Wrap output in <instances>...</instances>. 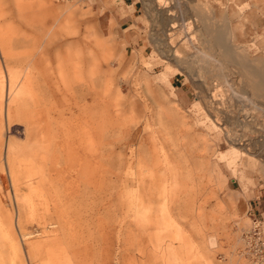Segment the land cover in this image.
<instances>
[{
  "label": "rangeland",
  "instance_id": "obj_1",
  "mask_svg": "<svg viewBox=\"0 0 264 264\" xmlns=\"http://www.w3.org/2000/svg\"><path fill=\"white\" fill-rule=\"evenodd\" d=\"M33 1L0 0L21 65L39 35L18 8ZM52 1L79 10L54 40L73 42L63 59L78 68L67 83L80 106L67 102L66 127L51 114L47 133L38 101L52 103L50 89L30 71L7 121L0 57V264H251L264 110L236 117L238 97L264 105V0H140L126 30L117 0Z\"/></svg>",
  "mask_w": 264,
  "mask_h": 264
},
{
  "label": "bare ground",
  "instance_id": "obj_2",
  "mask_svg": "<svg viewBox=\"0 0 264 264\" xmlns=\"http://www.w3.org/2000/svg\"><path fill=\"white\" fill-rule=\"evenodd\" d=\"M18 5V4H17ZM35 6L37 7L36 10V14L39 17L40 20H42V22L46 23L47 17H51L52 20L54 21L53 24L56 25V27L60 28L62 27V25H64L67 19V15H65V13L63 14V11L61 12H57L54 9V6L50 5L46 0H36L35 2ZM20 9V7L18 8ZM60 10V9H58ZM1 12V11H0ZM169 15V14H168ZM30 21V20H29ZM182 21V20H181ZM35 22V21H34ZM187 22V21H186ZM31 23V22H30ZM171 24V23H170ZM176 24V23H175ZM175 24L173 23V25L175 26ZM191 24V23H189ZM222 24V23H221ZM45 25V24H44ZM177 25V24H176ZM188 25V24H187ZM166 26V25H165ZM173 26V27H174ZM191 26V25H190ZM46 27V26H45ZM68 27V26H67ZM186 28V27H185ZM56 29V28H55ZM173 29V28H172ZM215 29V28H214ZM167 31V30H166ZM169 31V30H168ZM170 31H172L170 29ZM211 31V30H210ZM188 32V31H187ZM184 33V32H183ZM169 34V33H168ZM186 34V32H185ZM216 35V34H215ZM204 36V35H203ZM217 36V35H216ZM186 37V36H185ZM205 38V37H204ZM189 39V38H188ZM220 40V39H219ZM188 41V40H187ZM190 41V40H189ZM170 43V42H169ZM190 43V42H189ZM195 47H198L197 45ZM201 47V46H200ZM199 47V48H200ZM226 48V47H225ZM199 50V49H197ZM203 50V49H202ZM170 51V50H169ZM202 53V52H201ZM206 53H211V52H206ZM211 55V54H210ZM176 56V54H175ZM174 56V57H175ZM178 56V55H177ZM193 56V55H192ZM207 56V55H206ZM209 56V55H208ZM0 57L3 58V60L8 57L10 58L9 60L7 59V63L5 64V70H6V74H7V79H8V86H7V106H6V120L8 121L13 113V109H15L13 106V103H15V101L21 99V97H26L25 96V82L23 81L26 73H28V68L29 66H22L19 63H17L16 58H13L14 55L11 54L10 52V43H9V38L7 36H5L3 33L0 32ZM179 58V57H177ZM188 60L190 57H187ZM211 58V57H210ZM209 58V59H210ZM213 58V57H212ZM215 59V58H214ZM232 59V57H231ZM32 62L31 67L35 68L38 70L39 75L42 77V79L44 80L45 84L48 86V88L50 89L49 93L52 97V103H43L42 99H40L38 101L39 106H42V110H43V115L45 117V129L46 132L49 133V130L52 127V121H51V114L56 115L57 117L54 120V124L58 127L59 125L64 126V122L62 121L63 115L64 113L68 110V106L70 105H74V107H76V109H79V101L80 100H76V99H72V102L69 103L68 100H70V98L68 99V96L71 95L72 96V92H73V87H72V83H67V80L71 78V76H75L76 74V69L77 68L75 65L72 66L70 69L67 68L65 66L64 63V59L63 56L59 53L56 52L53 56V63L49 61L48 56H46L44 53L42 52H36L32 55V58L30 59ZM198 60V59H196ZM211 60V59H210ZM223 61V60H220ZM6 62V61H5ZM189 62V61H188ZM216 62V61H215ZM214 63V62H213ZM218 63V62H216ZM220 63V62H219ZM3 65V64H2ZM27 65V64H26ZM4 67V66H3ZM219 67V65H218ZM193 68V67H192ZM196 69V66L194 67V70ZM203 69V68H202ZM196 71V70H195ZM203 71V70H202ZM25 72V74H24ZM197 72V71H196ZM198 73V72H197ZM200 73V72H199ZM218 73V72H217ZM223 73V72H221ZM224 75V73H223ZM211 77V76H210ZM222 77V76H221ZM202 78V77H200ZM209 78V77H208ZM6 79V80H7ZM228 80V79H227ZM222 81V80H221ZM218 82V81H217ZM44 84V85H45ZM232 84V83H231ZM90 85H92V83H90ZM230 85V84H229ZM233 86V85H232ZM229 88V87H228ZM254 88V87H253ZM239 89V88H238ZM233 91V90H231ZM236 92V90H235ZM251 92V91H250ZM239 94V92H238ZM43 96V95H42ZM45 96V95H44ZM239 96V95H238ZM44 98V97H43ZM46 98V97H45ZM245 98V97H244ZM243 96L242 98L237 99V102L241 105V108L239 109L238 112V117H236L237 120V124L238 122H242V124L244 125V123H246L247 121H249L250 119L245 118L243 119H239L241 117V115H244L245 112L251 110L253 107H261L264 110V105L261 104L260 102H258V100L256 101L253 97L252 98H245L244 99ZM22 100V99H21ZM24 100V99H23ZM92 104L94 103V99H91ZM30 101V100H29ZM22 102V101H21ZM25 102V101H24ZM70 104H68V103ZM19 103V102H18ZM237 103V104H238ZM94 105V104H93ZM20 107V106H19ZM17 107V109L19 108ZM21 108V107H20ZM92 108V106H91ZM28 109V108H27ZM41 109V108H40ZM72 109V108H70ZM16 110V109H15ZM26 110V109H25ZM17 111V110H16ZM18 111H20V109H18ZM22 111L23 108H22ZM20 111V112H22ZM31 111V110H29ZM80 111V110H79ZM28 112V110H26L25 114ZM30 113V112H29ZM19 114V113H17ZM90 114L92 115V119L94 121V110L92 109L90 111ZM21 115V114H20ZM24 115V114H23ZM22 116V115H21ZM26 116V115H25ZM89 116V115H88ZM253 114H250V117L252 118ZM249 117V118H250ZM5 118V117H4ZM23 118V117H21ZM54 118V117H53ZM52 118V119H53ZM27 119H28V115H27ZM90 119V118H89ZM228 121V120H227ZM230 121V119H229ZM245 121V122H243ZM230 123V122H229ZM6 124V123H5ZM41 124H38L37 126H40ZM96 125V124H95ZM249 125V124H247ZM66 127V126H64ZM254 127V126H253ZM256 127V126H255ZM39 128V127H38ZM91 128V127H89ZM258 128V127H256ZM233 129V128H232ZM65 130V129H64ZM243 130V129H242ZM248 131V130H247ZM246 131V132H247ZM260 131V130H259ZM59 133V132H56ZM253 133V132H251ZM257 133V132H256ZM260 138L258 137V140L256 142H253V145L256 146V144L258 143V149H259V153L260 155L263 154L264 155V133L263 130H261L260 132ZM77 134V133H76ZM255 134V133H254ZM66 136V135H65ZM68 136V135H67ZM258 136V134H257ZM8 137V136H7ZM55 139H58L59 136L56 134ZM241 140V139H240ZM252 140V138L250 139ZM7 142V141H6ZM246 142V141H245ZM244 145V144H243ZM6 146V145H4ZM49 146V144H48ZM48 146L45 147V149H48ZM42 148L41 145H36L35 144V148ZM53 148L56 147V149H58L60 152L64 153L65 156V146L63 145V142H59L56 140V142L54 143V145L52 146ZM58 147V148H57ZM207 147V146H206ZM212 147V146H211ZM236 147V146H235ZM43 149V148H42ZM255 149V148H254ZM257 150V149H256ZM253 152V151H252ZM242 153V152H241ZM251 154V153H250ZM56 158H51L50 162L53 163L54 160H56L58 157L55 156ZM61 157V156H60ZM66 159V157L64 158ZM40 160V159H39ZM67 161V160H66ZM58 163V162H57ZM12 167V166H11ZM8 169V167H7ZM64 237V235H63ZM64 240V239H63ZM68 243V242H67ZM69 248V247H68ZM77 255V253H76Z\"/></svg>",
  "mask_w": 264,
  "mask_h": 264
},
{
  "label": "crops",
  "instance_id": "obj_3",
  "mask_svg": "<svg viewBox=\"0 0 264 264\" xmlns=\"http://www.w3.org/2000/svg\"><path fill=\"white\" fill-rule=\"evenodd\" d=\"M46 1L50 5L54 6L55 11H57V12L63 11V14L65 12H66L65 15L68 14L67 19L65 21L66 23L64 25H62L61 29L56 27L55 24H53L54 21L52 20L51 17H47L46 23L42 22V20L39 19V17L36 14V10H37V7L35 6L36 0L33 2H30L28 4L22 5L23 7H20V9L18 11L20 12L19 17L21 19L24 20V19H28V18L30 19L31 18L35 21V22L33 21L34 28H35L36 32L38 31L39 37L35 40L31 54L33 55L36 52H42L46 56H48L49 61L52 62L53 56L56 52H59L62 56L72 55L75 53L73 50L74 45H72V43H73L72 41L67 42V41L60 40V39L58 41H56V40H54V37L59 36L60 34H58V33H62L61 31H65L69 27V24L74 23L75 20L78 19V16H76V15H78L79 10H76L74 8L67 9L64 6L62 8H58L53 3L52 0H46ZM117 3L123 9V14L119 15V17H118L119 25H120V27H122V26L128 24L124 28L126 30L129 27L130 23L133 21V19L136 17L135 14L138 13V11L141 7V1L140 0H117ZM58 9H60V10H58ZM63 45H66V47H65L66 51H62L60 49V47H62ZM76 54H78V53H76ZM13 55H15V54H13ZM31 62L32 61L30 60V62L26 63L27 65L24 64L22 66H29L28 72H30V71L38 72L37 69L31 67V64H30ZM64 63H65V66L67 68H69L66 64L67 62L65 59H64ZM4 69H5V66H4ZM75 69H76V71H78V68H75ZM5 72H6V70H5ZM24 74H25V72H24ZM27 75H28V73H26L23 81L25 83H30L31 77L27 76ZM6 76H7V74H6ZM7 82H8V79H7ZM43 82H44V80H43ZM31 83H33V82H31Z\"/></svg>",
  "mask_w": 264,
  "mask_h": 264
},
{
  "label": "built area",
  "instance_id": "obj_4",
  "mask_svg": "<svg viewBox=\"0 0 264 264\" xmlns=\"http://www.w3.org/2000/svg\"><path fill=\"white\" fill-rule=\"evenodd\" d=\"M244 255L251 264H264V234L260 230L259 222L253 221L252 229L243 235Z\"/></svg>",
  "mask_w": 264,
  "mask_h": 264
}]
</instances>
